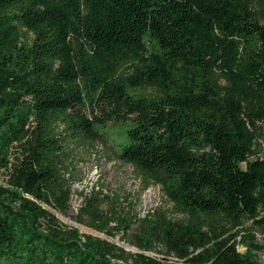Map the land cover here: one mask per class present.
<instances>
[{
  "label": "trees",
  "instance_id": "1",
  "mask_svg": "<svg viewBox=\"0 0 264 264\" xmlns=\"http://www.w3.org/2000/svg\"><path fill=\"white\" fill-rule=\"evenodd\" d=\"M82 147L172 205L84 197L136 252L58 218ZM0 168V264H264V0H0Z\"/></svg>",
  "mask_w": 264,
  "mask_h": 264
},
{
  "label": "rangeland",
  "instance_id": "2",
  "mask_svg": "<svg viewBox=\"0 0 264 264\" xmlns=\"http://www.w3.org/2000/svg\"><path fill=\"white\" fill-rule=\"evenodd\" d=\"M108 155L109 153L106 147L104 151L102 148H96V151H92L87 147L78 148L75 151V168L71 173L74 178V183L72 185L69 211L67 215L61 213L56 214L61 222L68 226L77 227L84 233L106 238L130 251L136 252L137 249L122 238L123 233L112 238L105 233L84 226L74 219L84 199H82V193L80 191L81 184H77V182L89 176H92L94 183L108 190L110 197L104 203L106 210L117 208L124 210L126 214H140V216H143L149 210L158 207L166 209L172 208V205L168 202L160 186L152 185L148 189H144L141 178L137 175L134 167L130 163L118 159L111 160L108 158ZM8 172L9 170L6 168H0V184L8 186ZM113 196H118L120 200L116 201L115 198H112ZM244 226L251 227L254 231L255 239L258 242L264 243V229L262 227L255 224L252 220H246ZM239 249L245 251L243 245H239ZM149 254L166 260L168 264L176 262L177 260L165 254L155 252H149ZM258 255L264 263V249L258 251Z\"/></svg>",
  "mask_w": 264,
  "mask_h": 264
},
{
  "label": "bare ground",
  "instance_id": "3",
  "mask_svg": "<svg viewBox=\"0 0 264 264\" xmlns=\"http://www.w3.org/2000/svg\"><path fill=\"white\" fill-rule=\"evenodd\" d=\"M77 184H81L80 191L82 193V199L85 196H90L95 190L102 191V195L108 193V190L106 188L93 182L92 176H89L85 179L83 178L82 180L77 182Z\"/></svg>",
  "mask_w": 264,
  "mask_h": 264
}]
</instances>
